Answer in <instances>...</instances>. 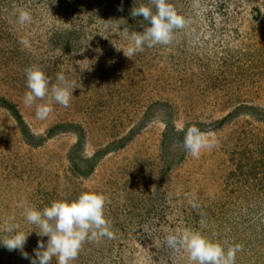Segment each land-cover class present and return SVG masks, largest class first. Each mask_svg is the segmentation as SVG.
I'll list each match as a JSON object with an SVG mask.
<instances>
[{"label":"rangeland","instance_id":"rangeland-1","mask_svg":"<svg viewBox=\"0 0 264 264\" xmlns=\"http://www.w3.org/2000/svg\"><path fill=\"white\" fill-rule=\"evenodd\" d=\"M169 3L188 27L128 58L124 29L149 26L131 16L149 0H0V228L15 217L31 231L30 257L47 237L24 207L93 191L113 238L86 241L71 264H189L165 241L185 228L239 244L236 264H264V0ZM32 65L76 86L44 120L41 101L23 103ZM192 125L218 145L198 159L182 147ZM0 264L30 260L0 245Z\"/></svg>","mask_w":264,"mask_h":264},{"label":"clouds","instance_id":"clouds-1","mask_svg":"<svg viewBox=\"0 0 264 264\" xmlns=\"http://www.w3.org/2000/svg\"><path fill=\"white\" fill-rule=\"evenodd\" d=\"M148 5L141 4L133 7V18L143 17L148 27L142 31L128 32L124 35L128 39L124 55L131 58L138 52L144 51L145 46L152 48L156 45H170L175 39L177 30L188 27V21L179 14L169 0H149ZM153 8L155 11H153ZM122 11V7L120 9ZM17 22L21 25L31 21V14L23 9L17 10ZM25 46L28 41H21ZM120 50V49H118ZM27 91L24 93L23 103L31 107L37 101L42 103L36 106V117L46 119L53 111V104L68 107L73 97L75 84L66 79L63 73H57L56 83L52 84L45 72L37 65L25 69ZM51 85V86H50ZM183 131V129H180ZM212 134L202 131L192 125L187 127L182 147L193 158H199L203 150H212L217 147ZM104 194L84 191L76 199L61 198L51 202L50 206L42 210L32 206H25L23 216L29 224L39 228L36 234L47 242L38 240L33 249L34 256L24 251L30 232L20 230V226L10 217L0 230L6 235L0 238V245L7 250H19L22 257L30 260V264H71L75 260L86 241H95L100 238H113L111 222L106 219L104 210L107 203ZM193 207L195 205L193 204ZM166 244L172 249H182L187 253L189 264H236V254L241 250L239 244L225 245L212 241L199 231L183 229L178 234L165 237Z\"/></svg>","mask_w":264,"mask_h":264}]
</instances>
